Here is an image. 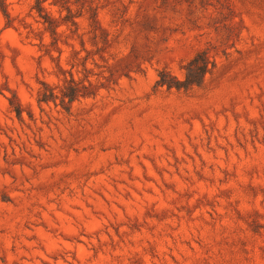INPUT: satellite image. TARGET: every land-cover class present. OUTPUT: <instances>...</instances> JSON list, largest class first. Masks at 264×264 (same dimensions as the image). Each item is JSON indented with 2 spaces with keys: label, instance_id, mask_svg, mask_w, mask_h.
I'll return each instance as SVG.
<instances>
[{
  "label": "rangeland",
  "instance_id": "obj_1",
  "mask_svg": "<svg viewBox=\"0 0 264 264\" xmlns=\"http://www.w3.org/2000/svg\"><path fill=\"white\" fill-rule=\"evenodd\" d=\"M81 2L129 77L69 111L36 97L72 47L45 53L34 0L0 11V264H264V0ZM208 44L201 86L154 87Z\"/></svg>",
  "mask_w": 264,
  "mask_h": 264
},
{
  "label": "trees",
  "instance_id": "obj_2",
  "mask_svg": "<svg viewBox=\"0 0 264 264\" xmlns=\"http://www.w3.org/2000/svg\"><path fill=\"white\" fill-rule=\"evenodd\" d=\"M45 4L56 7L59 15L52 16ZM84 6L81 0H34L31 6L37 14L36 21L50 36L48 47L44 49L45 53L51 56V50L56 49L60 57L62 53V49L58 46L60 41L72 47L69 68H63L59 64V59L56 60L57 82L52 84L46 80L39 81L36 97L39 105L53 103L64 111H69L73 102L84 98H94L102 89L115 86L120 76L129 77L128 72L116 75L117 63L112 66L107 64L109 57H106L105 53L116 42L115 37L109 36L108 32L102 28L98 19V7L89 5L85 8ZM0 11L6 19V24H11L7 0H0ZM84 11L88 15L89 37L87 40L83 34L78 33L77 19L84 15ZM61 27H64V30L58 34ZM66 31L67 34H65ZM69 38L78 39L80 48L74 49L68 42ZM42 41L43 37L40 36L41 46H43ZM86 42L92 49H87ZM219 52L221 55L226 54L225 49L218 50L212 44L198 49L180 65L182 77L173 74L166 67L159 69L154 87L189 91L201 86L205 77L215 69ZM89 64L92 67H89ZM9 104L16 116L20 117L21 109L14 102V96L9 100Z\"/></svg>",
  "mask_w": 264,
  "mask_h": 264
}]
</instances>
